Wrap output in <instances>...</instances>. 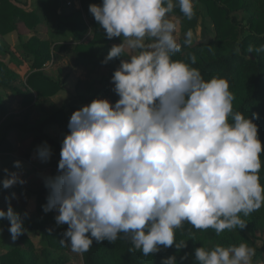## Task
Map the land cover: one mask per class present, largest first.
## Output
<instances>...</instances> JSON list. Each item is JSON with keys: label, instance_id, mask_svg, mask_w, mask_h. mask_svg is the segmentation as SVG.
Instances as JSON below:
<instances>
[{"label": "clouds", "instance_id": "9594fccd", "mask_svg": "<svg viewBox=\"0 0 264 264\" xmlns=\"http://www.w3.org/2000/svg\"><path fill=\"white\" fill-rule=\"evenodd\" d=\"M198 0H102L89 13L108 40L120 38L101 61L119 65L110 83L118 96L113 103L96 97L74 111L60 144L57 174L43 177L48 195L45 214L57 213V226L67 225L60 243L83 255L103 241L127 238L148 257L161 247H187L176 232L187 223L197 231L243 230L245 217L264 207L260 171L264 153L258 137V113L234 111V94L226 77L205 80L196 64L173 59L181 52L175 35L178 7L187 19ZM193 33H185L190 46ZM128 55L125 56V52ZM264 54V44L249 46ZM47 141L33 159L50 162ZM15 169L22 168L14 161ZM0 186L8 190L25 181L18 171L3 169ZM5 197L15 241L26 233L24 219ZM27 216V213L24 214ZM3 229H0L2 231ZM49 233L53 229H48ZM196 241L195 232L189 231ZM255 249L241 242L194 249L193 264H252ZM188 254L180 257V264ZM161 264H177L175 255Z\"/></svg>", "mask_w": 264, "mask_h": 264}, {"label": "trees", "instance_id": "16d2710c", "mask_svg": "<svg viewBox=\"0 0 264 264\" xmlns=\"http://www.w3.org/2000/svg\"><path fill=\"white\" fill-rule=\"evenodd\" d=\"M65 1L36 0L37 9L41 13L39 17L35 11L25 9L23 3L17 0H0V56L9 57V63L17 66L20 64L4 41V37L9 33L18 32L20 24L29 31L36 29L40 23L46 24L52 30V37L48 40H41L33 35L20 45L22 54L30 58V72L25 79L24 92L18 91L15 87L19 79L17 73L0 60V90L18 94L19 103L24 108H28L35 101L50 99L61 91V87L43 72L45 67L55 60L69 59L76 67L106 69L108 76L100 79L103 82L101 89L105 92H108L107 85L119 65L120 58L113 59L107 65L101 63L112 47L113 39L108 40L105 37L103 29L94 20L88 8L90 4H100L102 0H79L80 9L61 11ZM198 3L204 6L206 15L212 23L214 36L204 38L191 47L182 43L181 52L177 53L173 59L190 63L189 56L180 58V54H192L196 57V64L193 67L199 69L205 80L213 75H219L229 80L230 91H235L240 86L242 90L233 101L234 111H239L249 118L253 112L259 114L260 119L255 120L254 123L259 126L258 137L264 147V54L248 52L249 46L258 47L264 44V0H198ZM237 14H243L245 19L248 32L245 36L240 33L241 24ZM170 15L178 18L179 33L182 36L189 30L194 32L201 18V11L197 4L195 15L190 20L183 16L178 7ZM125 56H127L126 53ZM95 98V95L75 96L68 99L59 109L51 107L46 112L47 117L44 122L32 129L26 128L28 110L25 109L20 114L24 122L12 123L5 132L19 130L33 134L31 150L36 145L47 141L54 152L53 175H56L61 143L55 142L44 133L45 126L56 123L59 127L66 128L71 114L81 106L91 103ZM112 99H114L113 95ZM65 110L68 111V115H65ZM6 114L7 108L0 97V115ZM13 151L6 136L0 138V157L6 156L9 170L13 162L9 154ZM261 158L264 161L262 154ZM259 175L261 184H264V167ZM0 179H2L1 169ZM15 192L29 193L34 198L39 218L34 221H24V227L26 233L39 236L42 249L38 253L25 233L0 255V264H66L64 253L67 246L62 245L60 240L67 228L56 225L54 212L47 214L43 212L42 206L46 203L47 190L29 192L19 186ZM244 219L247 223L245 229L225 230L219 236L212 229L197 231L186 223L183 229L176 232L177 242L184 240L187 244V247L181 250H177L174 246L168 249L161 247L159 253L144 257L139 251H130L131 243L127 238L122 237L115 243L103 241L97 244L93 240L90 250L80 256L83 264H105L106 259H110L113 264H161L163 259L175 255L177 264H180V257L188 254V259L183 264H193L194 249L202 245L228 246L238 245L241 242L250 245L248 235L264 228V207ZM9 226L8 221H0V229H3L0 231V247L4 249L7 240L13 241L7 230ZM50 228L53 229L51 233L48 231ZM190 230L195 232L196 241L191 240ZM262 251L264 252V247Z\"/></svg>", "mask_w": 264, "mask_h": 264}, {"label": "rangeland", "instance_id": "374dc122", "mask_svg": "<svg viewBox=\"0 0 264 264\" xmlns=\"http://www.w3.org/2000/svg\"><path fill=\"white\" fill-rule=\"evenodd\" d=\"M79 0H66L63 9L61 11H68L76 9L75 5H79ZM201 11V18L199 19L198 25L194 30L192 36V43L189 47L193 46L196 43H199L204 38H212L214 36V30L211 21L206 15L204 6L197 3ZM25 9H31L37 13L40 17L41 13L37 9L36 0H26L23 2ZM174 16V15H171ZM241 24V35L245 36L248 34L246 22L243 17V14L236 15ZM176 17V16H174ZM31 35H35L42 40H48L52 37V30L46 24L40 23L36 29L29 31L25 29L22 25L19 26L18 32H12L6 35L4 41L8 45L9 49L15 56V59L20 62L17 66L14 63H10V67L15 69L18 73V81L15 84V87L18 91H25V77L30 72V60L27 57H24L21 51L20 45L26 41ZM177 40L180 44L184 43L185 35H180L179 33V20L177 23V30L175 33ZM118 40L114 38L113 40ZM122 41L119 40L120 44ZM126 53L128 54L127 50ZM189 53L180 54V58L185 56H191ZM1 61H8V57L0 56ZM16 65V67L14 66ZM44 74L49 78L53 79L60 87L61 91L58 92L55 96L50 99L35 101L28 108H24L19 103V95L8 93L5 91H0V97L7 108V114L4 116L0 115V138L6 136V140L12 145L14 151L10 156L13 159V162L10 165L11 171H18L21 173L22 179L25 181L23 185L17 184L11 189L3 190L0 186V210H6L5 197H11L12 193H15V198L11 199V204L14 210L21 214L24 221H34L39 218L38 213L35 209L34 198L29 193L27 194H17L15 190L21 186L31 191H46V188L43 184V177L48 175H53L55 166V160H50L47 164H42L38 159H33L34 150L38 145H36L32 150L30 149V143L34 137L33 134L22 135L16 130L6 129L12 123H23L21 112L25 109L28 110V119L25 123L27 129L36 128L41 125L46 119L47 110H50L51 107L59 109L63 104L75 96L80 95H96L97 97L107 98L106 95L99 90L103 88V82L100 81L102 77L108 76L106 69H93L88 67H76L73 65L72 61L69 59L59 60L48 64L44 69ZM78 83H80L78 85ZM78 85V87H77ZM110 86L109 88H107ZM107 91H110V94L113 95L111 91L113 85L108 83ZM241 87H237L235 91H231L234 94V97L238 95L241 91ZM99 92V93H98ZM118 97V96H117ZM108 99V98H107ZM118 99V98H116ZM109 100V99H108ZM112 102L111 100H109ZM116 100H114L115 102ZM65 115H68V111L65 110ZM68 131L66 128L59 127L56 123L47 125L44 132L54 141L61 143L63 135ZM264 156V153H262ZM6 156L0 157V169L2 171V179L4 177L3 169L7 168ZM21 161L22 168L15 169L13 167L14 161ZM27 213V216L24 214ZM55 213V212H54ZM57 214V213H55ZM67 228V225H62ZM28 239L33 243L36 251L39 253L42 249V244L38 235L33 233H26ZM250 239V247L255 249V256L253 257L252 264H264V252L262 251L264 247V228L256 230L254 234L248 235ZM15 241L7 240L5 249L0 247V255L5 252L6 249L11 247ZM64 256L67 260L66 264H83L81 256L73 253L69 247L65 250ZM105 264H113L110 259L104 261Z\"/></svg>", "mask_w": 264, "mask_h": 264}, {"label": "crops", "instance_id": "0c3cea01", "mask_svg": "<svg viewBox=\"0 0 264 264\" xmlns=\"http://www.w3.org/2000/svg\"><path fill=\"white\" fill-rule=\"evenodd\" d=\"M17 1L23 3V2H25L26 0H17ZM75 8H76V10H77V9H80V3H79V5H75ZM42 24H43V23H42ZM20 25H22V24H20ZM20 25H19V26H20ZM22 26H23V25H22ZM23 27H24V26H23ZM37 27H38V26H37ZM24 28H25V27H24ZM25 29H26V28H25ZM31 36H33V35H31ZM31 36H30V37H31ZM34 36H35V35H34ZM5 37H6V36H5ZM5 37H4V38H5ZM30 37H29V38H30ZM29 38H27L26 41H27ZM38 38H39V37H38ZM41 40H42V39H41ZM119 40H120V38H118V40H116V39L113 40V41H112V45H113V44H117V45H118V44H119V43H118ZM26 41H25V42H26ZM125 53H126V52H125ZM126 54H127V53H126ZM127 55H128V54H127ZM23 56H24V55H23ZM24 57H26V56H24ZM27 58L30 60L29 57H27ZM55 61H56V60H55ZM55 61H53V62H55ZM57 61H59V60H57ZM3 62H4L6 65H8V67H9L11 70H13V71L16 72L15 69H12V68L10 67L9 57H8V61H7V62H6V61H3ZM51 63H52V62H51ZM11 64H12V63H11ZM49 64H50V63H49ZM14 66L16 67V65H14ZM16 73H17V72H16ZM28 74H29V73H28ZM28 74H27V75H28ZM17 75H18V73H17ZM18 76H19V75H18ZM26 77H27V76H26ZM26 77H25V79H26ZM109 87H110V86H108V88H109ZM0 91H3V90H0ZM101 91H102V92L106 95V97H107L109 100H111L113 103H114V99L117 100L116 98H118L115 94H113V98H114V99H112V94H110V91L105 92L104 89H103V90H99V92H101ZM5 92H7V91H5ZM99 92H98V93H99ZM8 93H10V92H8ZM95 97H97V96L95 95ZM19 100H20V98H19ZM46 127H47V126H45V128H46ZM45 128H44V130H45ZM44 130H43V131H44ZM16 131L20 132L22 135L31 134V133H27V132H23V131H19V130H16ZM44 133H45V132H44ZM45 134H46V133H45ZM46 135H47V134H46ZM47 136H48V135H47ZM48 137H49V136H48ZM55 142H56V141H55ZM57 143H58V142H57ZM9 144H10V143H9ZM10 145H11V144H10ZM38 145H41V144H38ZM11 147H12V145H11ZM12 148H13V147H12ZM52 150H53V149H52ZM9 156H12V154L10 153ZM52 160H54L53 157H52ZM53 169H54V167H53ZM54 170H55V169H54ZM34 204H35V201H34ZM61 227H65V226H61ZM27 233H28V232H27Z\"/></svg>", "mask_w": 264, "mask_h": 264}]
</instances>
